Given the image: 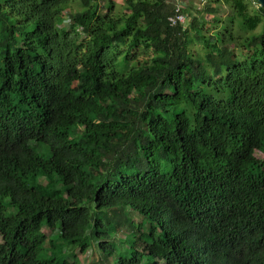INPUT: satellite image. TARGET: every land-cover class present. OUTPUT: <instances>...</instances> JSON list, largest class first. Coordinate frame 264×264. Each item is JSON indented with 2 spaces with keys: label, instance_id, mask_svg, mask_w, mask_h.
Instances as JSON below:
<instances>
[{
  "label": "trees",
  "instance_id": "obj_1",
  "mask_svg": "<svg viewBox=\"0 0 264 264\" xmlns=\"http://www.w3.org/2000/svg\"><path fill=\"white\" fill-rule=\"evenodd\" d=\"M201 6L0 0V264H79L43 229L90 264H264V8Z\"/></svg>",
  "mask_w": 264,
  "mask_h": 264
},
{
  "label": "rangeland",
  "instance_id": "obj_2",
  "mask_svg": "<svg viewBox=\"0 0 264 264\" xmlns=\"http://www.w3.org/2000/svg\"><path fill=\"white\" fill-rule=\"evenodd\" d=\"M201 1L203 2L204 0H201ZM71 6H72V9L78 7L76 4H72ZM200 6H201V3H200ZM200 6L196 9V11L201 10L202 6L201 7ZM220 8L221 9H220L219 15L220 17H224L225 14L228 12V8L225 6H221ZM203 15L207 19L211 18L212 16L211 14H207V13H204ZM70 22H71L70 19L68 17H65L63 24L65 26H69ZM208 27H210V24H208ZM211 30L209 29L208 32H210ZM191 46L198 52L199 55L203 54L201 44L195 41V43L192 42ZM258 156L263 157L262 154H258ZM140 220H141V217H140ZM135 227H137V224H135ZM56 231H58V228H56ZM43 232H46V235H49V237H51V241L54 244L53 253L55 254V257H57L59 260L73 261L75 259H78L79 264H90V263H94L97 260L98 256L95 252V249L91 247L93 245L92 241H91V246H89L84 252H81L79 248L74 246L73 244L60 240L58 238V233H55V231H48L47 229H43ZM129 233H131V231L128 226H125L124 228L119 230L118 237L120 238L119 239L120 241L116 242V245L119 246L120 244H123L125 242V236H127ZM46 242L47 241H45L44 244L47 247ZM100 248L101 247L99 246L97 247L98 251ZM100 257L102 260H104L105 264H112L113 259H114V256H108L104 252L100 253Z\"/></svg>",
  "mask_w": 264,
  "mask_h": 264
},
{
  "label": "built area",
  "instance_id": "obj_3",
  "mask_svg": "<svg viewBox=\"0 0 264 264\" xmlns=\"http://www.w3.org/2000/svg\"><path fill=\"white\" fill-rule=\"evenodd\" d=\"M202 3V1H200ZM190 0H173V9L172 13L167 17V21L170 25L174 26L176 24H184L187 18V12H191L192 9L190 7ZM194 6V7H193ZM192 8H198L199 5L193 4ZM185 12V9H187Z\"/></svg>",
  "mask_w": 264,
  "mask_h": 264
},
{
  "label": "crops",
  "instance_id": "obj_4",
  "mask_svg": "<svg viewBox=\"0 0 264 264\" xmlns=\"http://www.w3.org/2000/svg\"><path fill=\"white\" fill-rule=\"evenodd\" d=\"M187 1H189V0H187ZM201 0H190V6H193V4H196V5H200V2ZM197 9V8H196Z\"/></svg>",
  "mask_w": 264,
  "mask_h": 264
},
{
  "label": "water",
  "instance_id": "obj_5",
  "mask_svg": "<svg viewBox=\"0 0 264 264\" xmlns=\"http://www.w3.org/2000/svg\"><path fill=\"white\" fill-rule=\"evenodd\" d=\"M257 3L264 8V0H256Z\"/></svg>",
  "mask_w": 264,
  "mask_h": 264
}]
</instances>
